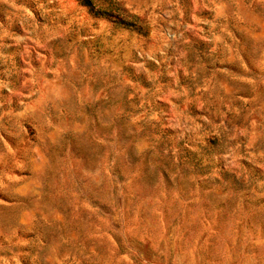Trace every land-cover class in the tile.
<instances>
[{
    "label": "rangeland",
    "instance_id": "rangeland-1",
    "mask_svg": "<svg viewBox=\"0 0 264 264\" xmlns=\"http://www.w3.org/2000/svg\"><path fill=\"white\" fill-rule=\"evenodd\" d=\"M0 0V264H264V0Z\"/></svg>",
    "mask_w": 264,
    "mask_h": 264
},
{
    "label": "trees",
    "instance_id": "trees-1",
    "mask_svg": "<svg viewBox=\"0 0 264 264\" xmlns=\"http://www.w3.org/2000/svg\"><path fill=\"white\" fill-rule=\"evenodd\" d=\"M84 2H85V4H86V6L91 7V8L94 9V10L96 9L98 15H101V16H107V17H109V18H113L116 22H118V23H122V24H123L122 20H121L119 17L115 16V15H114L111 11H109L108 9H105V8H103V7H98V6L96 5V3H95L93 0H84Z\"/></svg>",
    "mask_w": 264,
    "mask_h": 264
}]
</instances>
